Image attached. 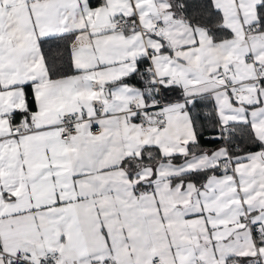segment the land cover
I'll use <instances>...</instances> for the list:
<instances>
[{
	"label": "snow or ice",
	"instance_id": "obj_1",
	"mask_svg": "<svg viewBox=\"0 0 264 264\" xmlns=\"http://www.w3.org/2000/svg\"><path fill=\"white\" fill-rule=\"evenodd\" d=\"M0 264H264V0H0Z\"/></svg>",
	"mask_w": 264,
	"mask_h": 264
}]
</instances>
